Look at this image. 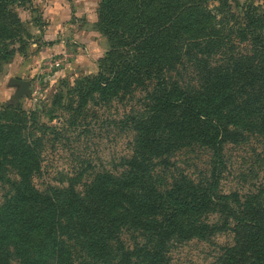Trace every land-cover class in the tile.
I'll list each match as a JSON object with an SVG mask.
<instances>
[{
	"label": "trees",
	"instance_id": "16d2710c",
	"mask_svg": "<svg viewBox=\"0 0 264 264\" xmlns=\"http://www.w3.org/2000/svg\"><path fill=\"white\" fill-rule=\"evenodd\" d=\"M227 1L100 0L98 26L110 48L97 73L77 84L85 96L102 99L153 84L145 112L130 118L136 149L122 161L126 172L97 175L83 194L72 183L46 191L31 184L41 165L36 112L18 103L0 106V179L12 188L0 204V264H130L141 254L148 256L145 264H159L173 236L201 238L223 230L233 232L234 242L216 264H264V204L221 194L214 180L196 185L182 176L159 189L148 164L191 139L212 149L216 165L223 145L242 136L238 127L264 136V12L248 6L243 19L218 21L228 12ZM14 2L20 0H0V63L23 40ZM235 34L250 43L251 53L234 52ZM216 50L224 57L209 59ZM185 58L197 69L198 84L189 89L167 75ZM11 169L18 180L7 177ZM209 209L217 210L221 223L182 220ZM128 225L147 233L153 247L127 249L121 231ZM71 241L81 251L77 262Z\"/></svg>",
	"mask_w": 264,
	"mask_h": 264
},
{
	"label": "rangeland",
	"instance_id": "374dc122",
	"mask_svg": "<svg viewBox=\"0 0 264 264\" xmlns=\"http://www.w3.org/2000/svg\"><path fill=\"white\" fill-rule=\"evenodd\" d=\"M99 3L100 0H20L11 6L21 19L23 40L14 45L12 56L0 63V106L18 103L25 111L36 112L41 165L30 179L41 191L72 183L83 194L97 175L125 173L123 160L135 153L136 133L130 118L145 112L148 103L145 96L153 83L132 87L107 99L98 93L85 96L77 84L80 78L97 73L99 61L110 48L109 39L98 26ZM210 4L215 6L217 2ZM226 5L228 12L219 15L218 21L243 19L248 6L264 12V0H228ZM52 23L62 28L56 30L58 27L53 28ZM221 34H227V30ZM230 38L235 53L252 52L248 41L239 40L236 34ZM223 41L228 44L225 37ZM213 52L209 59L224 57L218 50ZM192 57H197L196 51ZM193 63L185 58L167 75L185 89L195 87L198 80ZM12 78L30 81L28 92L18 99H14L18 86L11 82ZM5 94H10L7 100ZM237 129L242 136L223 145L220 163L215 165L210 147L186 139L169 153L150 158L151 180L159 189L169 187L182 176L196 185L214 180L221 194H236L241 200L249 198L264 204V136L256 129ZM15 173L11 169L7 177L18 180ZM11 191L7 178L0 179V204ZM165 206L166 203L163 209ZM161 215L162 212L157 217ZM182 220L185 224L222 222L214 209L182 217ZM121 240L127 249L154 245L147 233L129 225L122 229ZM233 242L234 234L230 230L201 238L173 236L166 242L162 250L164 261L159 264H216L224 249ZM69 244L72 259L77 262L81 254L78 243ZM147 261L148 256L141 254L133 257L130 264ZM12 264L19 263L13 260Z\"/></svg>",
	"mask_w": 264,
	"mask_h": 264
},
{
	"label": "water",
	"instance_id": "95a60500",
	"mask_svg": "<svg viewBox=\"0 0 264 264\" xmlns=\"http://www.w3.org/2000/svg\"><path fill=\"white\" fill-rule=\"evenodd\" d=\"M11 82L18 86V88L14 94V99H18L23 94H26L28 92V87L30 84L29 80L21 79V78H12Z\"/></svg>",
	"mask_w": 264,
	"mask_h": 264
},
{
	"label": "crops",
	"instance_id": "0c3cea01",
	"mask_svg": "<svg viewBox=\"0 0 264 264\" xmlns=\"http://www.w3.org/2000/svg\"><path fill=\"white\" fill-rule=\"evenodd\" d=\"M55 25V23H52V25H50V26H52L53 28H56V27H58V25H56V26H54ZM51 28V27H50ZM59 28H62V26L61 27H58L56 30H58Z\"/></svg>",
	"mask_w": 264,
	"mask_h": 264
},
{
	"label": "clouds",
	"instance_id": "9594fccd",
	"mask_svg": "<svg viewBox=\"0 0 264 264\" xmlns=\"http://www.w3.org/2000/svg\"><path fill=\"white\" fill-rule=\"evenodd\" d=\"M10 94H5L4 99L7 100Z\"/></svg>",
	"mask_w": 264,
	"mask_h": 264
}]
</instances>
